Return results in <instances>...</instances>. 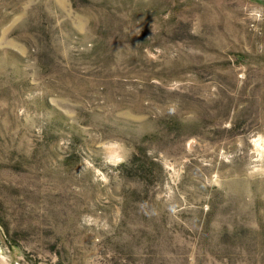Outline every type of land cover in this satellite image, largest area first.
Masks as SVG:
<instances>
[{
	"label": "rangeland",
	"instance_id": "obj_1",
	"mask_svg": "<svg viewBox=\"0 0 264 264\" xmlns=\"http://www.w3.org/2000/svg\"><path fill=\"white\" fill-rule=\"evenodd\" d=\"M0 264H264V0H0Z\"/></svg>",
	"mask_w": 264,
	"mask_h": 264
},
{
	"label": "trees",
	"instance_id": "obj_2",
	"mask_svg": "<svg viewBox=\"0 0 264 264\" xmlns=\"http://www.w3.org/2000/svg\"><path fill=\"white\" fill-rule=\"evenodd\" d=\"M150 164H155L154 162H152V160H149ZM137 163V166H139V169H141L140 171H151V170H146L147 168H150V166L148 164H144V162H136Z\"/></svg>",
	"mask_w": 264,
	"mask_h": 264
}]
</instances>
